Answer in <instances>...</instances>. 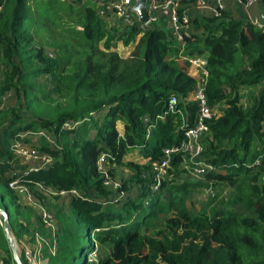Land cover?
Here are the masks:
<instances>
[{"label": "trees", "instance_id": "1", "mask_svg": "<svg viewBox=\"0 0 264 264\" xmlns=\"http://www.w3.org/2000/svg\"><path fill=\"white\" fill-rule=\"evenodd\" d=\"M45 1L48 14L66 13L70 23L80 27L70 30L80 47L72 62L71 54L51 57L42 47L30 45L33 37L25 28L30 24L28 0H0V60L4 65L0 96L15 95L14 105L0 108V207L9 214L15 238L29 233L33 220L39 225L37 231L48 234L37 210L22 204L9 186L14 179L41 205L54 208L56 251L51 255L44 248L47 264H74L77 233L71 225L72 214L88 236L83 257L97 243L110 247L97 264H264V141L260 132L264 26L225 11L191 19L186 53L206 55L203 91L207 103L214 108L225 105L208 120L209 131L202 139V157L212 169L201 178L176 181L185 170L182 154L174 153L168 168L170 181L152 191L151 162L159 160L165 148L184 142L179 126L183 121L191 125L196 113L197 103L185 100L196 86L188 63L177 59L179 48L162 28L146 29L132 53L122 58L112 47L119 40L125 45L134 41L136 27L109 28L96 15L95 0ZM40 76L50 77V88L35 80ZM245 87H254L255 92L244 106L241 90ZM170 94L178 96L181 114L167 111ZM164 113L165 118H160ZM66 122L77 125L67 128ZM117 122L123 124L122 133ZM43 130L53 135L52 144L41 135L36 148L53 161L29 170L31 163H22L13 151L14 143L28 142L21 137L23 132ZM133 149L144 163L123 160ZM100 152L108 154L110 165H125L132 171L129 181L141 189L137 198H109L111 191L104 186L97 165ZM257 158L260 162L254 164ZM224 182L233 187L231 196L218 207L211 205L214 197H209L205 207L190 211L187 198L192 188ZM47 189L57 193L51 196L53 200L61 191L74 189L78 194L71 195L65 210L50 202ZM126 189L127 182H122L119 190ZM235 206L252 213L243 214ZM158 219H162L159 226ZM0 251L5 264H15L1 223ZM20 259L28 264L24 256ZM82 264H89L86 258Z\"/></svg>", "mask_w": 264, "mask_h": 264}, {"label": "built area", "instance_id": "2", "mask_svg": "<svg viewBox=\"0 0 264 264\" xmlns=\"http://www.w3.org/2000/svg\"><path fill=\"white\" fill-rule=\"evenodd\" d=\"M136 1L137 0H95V13L101 20L106 22L109 28L124 30L136 27L137 33L134 41H132L136 43L146 29L153 27L164 29L167 37L179 48L177 59L180 62L186 61L188 63V73L191 74V71H193L196 75L194 77L196 79L195 89L185 98L186 101H195L197 103L196 113L191 125L186 126L183 121V124L179 126V129H183L185 136L184 142L180 146L165 148L163 150V156L159 160L151 162L152 182L150 187L152 191H157L162 182L169 176L168 168L171 164V155L174 153L182 154L183 160L181 162V167L185 172H189L192 175L199 177L204 174L205 170L212 169L211 164L205 161L202 157V139L209 131L208 120L219 114H217L214 107H211L207 103L203 91L204 79L207 74L205 69L206 55L186 53V38L191 36L192 25L190 15L183 9L182 0H146L148 20L145 23L139 20L138 14L133 10ZM222 1L223 0H195V6L199 10H210L212 12L211 16H218L220 11H223L224 9ZM258 2L259 0H243L245 7H250ZM248 21L259 27L264 26V23H262L258 17L249 18ZM11 97V92H7L0 96V108H2ZM178 101L179 98L176 94H170L167 102V111L181 114L180 109L177 108ZM165 115L166 113L161 115L160 118H165ZM146 119L147 117L144 118V121H146ZM75 125H77V122L64 123V126L67 128H72ZM149 129L150 126H148V132ZM260 132L264 141V123L262 124ZM37 133L45 135L42 131ZM13 151L23 161L35 162L37 164L36 166L32 164L29 167V170L47 167L53 161V157L49 154L41 152L35 146H26L20 141L14 143ZM259 162L260 159L257 158L254 161V164H259ZM97 165L99 171L102 173L104 186L111 191L117 190L119 184L116 181H113L109 176L107 168L110 167V162L106 152L99 153ZM9 186L16 191L22 204L37 209L43 226L50 235H48V239H45L43 235L41 236L36 232L31 239L27 240V242H23L24 258L28 264H47V260L45 261L43 259V257H46L44 254V248L47 253L51 255L56 251V220L54 214L44 208L27 187L19 183L18 180H11ZM67 192L72 193V195L78 194L74 189L61 191L60 194ZM121 193L123 192L121 191ZM0 223L3 225L1 220ZM88 260L89 262H93V264H97L98 258H94V251L90 253V258ZM0 264L5 263L0 259Z\"/></svg>", "mask_w": 264, "mask_h": 264}, {"label": "rangeland", "instance_id": "3", "mask_svg": "<svg viewBox=\"0 0 264 264\" xmlns=\"http://www.w3.org/2000/svg\"><path fill=\"white\" fill-rule=\"evenodd\" d=\"M62 2H66L62 1ZM28 6H29V17H30V24L28 26H25V28L28 27L29 33L32 34V41L30 42V45H32L35 48L42 47L44 52L46 54H50L49 56L55 57L57 55L64 57L69 54H71L70 62L74 61L79 56V50L80 47L78 46L79 39L72 40L75 35L74 33H71L70 30H72V24L70 23L69 17L66 15V13L58 12L57 15H54L51 13L48 14L46 9V1L45 0H28ZM75 29H80L79 26H73ZM76 42V44L72 45L70 42ZM74 42V43H75ZM136 42H131L128 45L123 44L122 41H117L115 46L112 47V50L115 51L120 57L126 58L128 57L132 51L135 49ZM102 46V43L99 44V47ZM4 69V65L2 61L0 60V70ZM37 82H42L47 84V88H50V77L49 76H40L35 79ZM241 92L243 93V98L241 99V102L249 104L250 103V97L252 94H254L255 89L254 87H245L242 88ZM6 105H14L15 104V95L8 99V101L5 103ZM224 103H220L219 105L215 106V110L217 109L219 112L223 108ZM217 112V111H216ZM218 113V112H217ZM101 112L97 115H100ZM95 115V116H97ZM25 117L27 119L30 118V115L27 113L25 114ZM76 126V125H75ZM117 130H120V125L117 122L116 123ZM46 136L47 140L49 142L52 141L53 135L50 132L42 131ZM94 131L90 132V135H93ZM21 136L23 138L28 139V142L24 143L26 146H37L39 145V138L40 134L34 133L30 134L29 132H23L21 133ZM52 144V142H51ZM124 161L132 160L137 163H144V159L140 156L139 151L137 149L131 150L126 156L123 157ZM22 162V161H21ZM24 163V161L22 162ZM30 163L31 165L34 164L36 166L37 164L35 162H26V164ZM28 165V164H27ZM109 168L111 169V173L109 172V176L113 181H116L120 185L122 182H127V186L129 189L126 190H110V199L113 201L116 200H126V198H137L139 193L141 192V189L137 186V184H133L129 181L132 171L125 165H110ZM107 168V169H109ZM172 176H168L166 178V181L169 182ZM202 176L197 177L196 175H192L189 172L182 173L176 177V181H184L187 179H196L201 178ZM169 184V183H168ZM166 189V187H165ZM165 189L162 191V196L165 194ZM121 191L123 193H121ZM234 193V189L232 186H230L228 183H222L219 186H212L209 188L204 187H194L191 189V193L189 194L187 198V205L192 213L198 212L200 209L205 207L207 205L209 197H214L212 206L217 207L220 205L221 200L228 198ZM55 192H51V190H46L45 195L49 197L51 203L60 204L64 207L65 210H67V205L69 203L70 197L72 193H61L58 195V198L54 199L51 196H54ZM150 196V195H149ZM148 196V198H149ZM20 198V197H19ZM21 202V200H20ZM40 202V201H39ZM6 203V201H4ZM0 204L3 205L2 198H0ZM41 204V202H40ZM119 206V203L117 204ZM44 207V205H42ZM46 208V207H44ZM235 208L242 212L243 214H251L252 212L245 210L242 206H235ZM47 210H50L54 214V208L49 207L46 208ZM37 210V209H36ZM209 211V209H208ZM3 222V221H2ZM32 225L29 228V233L24 235L21 238H15L13 233H11L15 245V249L19 257L23 255V242H27V240L31 239L34 235V233L38 232L42 236V232L37 231L39 229V225L33 220ZM162 222V219H158L156 221L157 226H159ZM56 223V222H55ZM71 225L73 230L77 233V241L74 248V255L75 259L73 261L74 264H82L83 262V251L82 248L86 247V243L88 241V236L84 229H82L80 226H77L76 218L74 214L71 215ZM55 226H57L55 224ZM35 229V230H34ZM46 229V228H45ZM42 231V230H41ZM48 234V231L46 230L45 234ZM49 235V234H48ZM43 236L45 239H48L50 236ZM110 252V247L106 244H96L95 250H94V258H100L102 256H105ZM0 254H3L0 251ZM85 258L89 264H93V262H89L90 254L85 255ZM43 259L46 261L47 258L43 257ZM46 264V263H45Z\"/></svg>", "mask_w": 264, "mask_h": 264}, {"label": "crops", "instance_id": "4", "mask_svg": "<svg viewBox=\"0 0 264 264\" xmlns=\"http://www.w3.org/2000/svg\"><path fill=\"white\" fill-rule=\"evenodd\" d=\"M222 2L224 5L223 11L227 12L228 14H230L231 16L235 18H241V19L248 20L249 18H254V17L260 18L261 16H264V4L262 0H259L258 3L250 7H245L243 4V0H223ZM182 6H183V9L190 15L191 19L212 15V12L208 9L207 10L197 9L195 6V0L193 1L182 0ZM191 74H192V77L196 76L193 71H191ZM215 111L218 112L217 114L221 113V111L219 112L217 109ZM118 123L120 125V130L118 131L122 133L123 124L121 122H118Z\"/></svg>", "mask_w": 264, "mask_h": 264}, {"label": "water", "instance_id": "5", "mask_svg": "<svg viewBox=\"0 0 264 264\" xmlns=\"http://www.w3.org/2000/svg\"><path fill=\"white\" fill-rule=\"evenodd\" d=\"M133 10L136 11V13L139 16V20L141 22H144V23L147 22L148 14H147V10H146V0H137L135 5L133 6ZM260 20L262 23H264V16H261ZM0 215L3 216V229L5 231V235H6V238L8 240V244H9V247L11 249V252H12L13 260H14L15 264H23L19 255L16 252L13 237L11 235L12 225L10 222L9 214L4 208L0 207ZM83 260H85V256L83 257Z\"/></svg>", "mask_w": 264, "mask_h": 264}]
</instances>
